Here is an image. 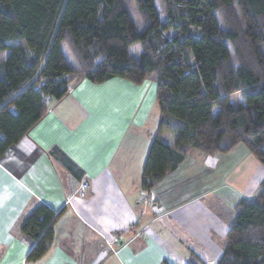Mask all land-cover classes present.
I'll list each match as a JSON object with an SVG mask.
<instances>
[{
	"label": "trees",
	"instance_id": "1",
	"mask_svg": "<svg viewBox=\"0 0 264 264\" xmlns=\"http://www.w3.org/2000/svg\"><path fill=\"white\" fill-rule=\"evenodd\" d=\"M161 1L162 10L155 0H0V160L76 78L137 85L152 78L160 117L144 190L177 170L193 149L210 156L244 145L264 167V0ZM138 43L137 58L130 49ZM237 94L244 103H231ZM55 154L78 173L66 155ZM235 211L223 255L191 244L193 264H264V180ZM56 219L45 204L23 218L20 231L33 242L27 262L47 253Z\"/></svg>",
	"mask_w": 264,
	"mask_h": 264
},
{
	"label": "crops",
	"instance_id": "2",
	"mask_svg": "<svg viewBox=\"0 0 264 264\" xmlns=\"http://www.w3.org/2000/svg\"><path fill=\"white\" fill-rule=\"evenodd\" d=\"M159 117L152 78L141 85L76 78L63 99L50 102L46 116L0 160V264H193L191 244L220 258L235 207L255 197L264 167L242 145L210 156L193 149L144 190ZM161 138L173 142L169 134ZM83 182L90 184L84 195ZM40 204L57 214L54 239L41 259L27 262L33 242L20 224Z\"/></svg>",
	"mask_w": 264,
	"mask_h": 264
},
{
	"label": "rangeland",
	"instance_id": "3",
	"mask_svg": "<svg viewBox=\"0 0 264 264\" xmlns=\"http://www.w3.org/2000/svg\"><path fill=\"white\" fill-rule=\"evenodd\" d=\"M129 1H131L132 2V0H129ZM155 3H156V5H157V8L158 9H160V10H162V1L161 0H155ZM11 44H23V42L22 41H14V42H11ZM139 48V53L137 54V52H136V48ZM229 50H230V53H231V55L234 57V52H233V50H232V48H231V46H229ZM63 51H64V53H65V56H66V58L68 59V61H69V63L71 64V66L73 67V68H77V65H76V61L74 60V58H73V56H72V54L70 53V51H69V49L66 47V46H64L63 47ZM130 51H131V54L133 55V56H135V57H140V55H141V53H142V51H143V49H142V45L140 44V43H138V44H135V45H133L132 47H131V49H130ZM4 55L3 54H0V57H3ZM231 103L232 104H234V105H239L240 103H244L245 102V100L243 99V96L242 95H240V94H237V95H233L232 97H231ZM156 111H158V109H156ZM156 114V116H157V113H154L153 115H151V118H150V120H153V116ZM148 131H146V133H147ZM242 146H244V145H242Z\"/></svg>",
	"mask_w": 264,
	"mask_h": 264
},
{
	"label": "built area",
	"instance_id": "4",
	"mask_svg": "<svg viewBox=\"0 0 264 264\" xmlns=\"http://www.w3.org/2000/svg\"><path fill=\"white\" fill-rule=\"evenodd\" d=\"M90 190V184L88 182H83L81 186V194L84 195Z\"/></svg>",
	"mask_w": 264,
	"mask_h": 264
},
{
	"label": "clouds",
	"instance_id": "5",
	"mask_svg": "<svg viewBox=\"0 0 264 264\" xmlns=\"http://www.w3.org/2000/svg\"><path fill=\"white\" fill-rule=\"evenodd\" d=\"M136 52H137V54L139 53V48L138 47L136 48Z\"/></svg>",
	"mask_w": 264,
	"mask_h": 264
}]
</instances>
